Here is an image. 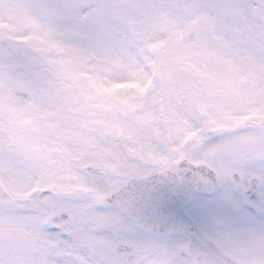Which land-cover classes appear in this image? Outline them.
I'll use <instances>...</instances> for the list:
<instances>
[{
  "label": "snow or ice",
  "instance_id": "snow-or-ice-1",
  "mask_svg": "<svg viewBox=\"0 0 264 264\" xmlns=\"http://www.w3.org/2000/svg\"><path fill=\"white\" fill-rule=\"evenodd\" d=\"M130 6L0 0V264H264V0Z\"/></svg>",
  "mask_w": 264,
  "mask_h": 264
},
{
  "label": "rangeland",
  "instance_id": "rangeland-1",
  "mask_svg": "<svg viewBox=\"0 0 264 264\" xmlns=\"http://www.w3.org/2000/svg\"><path fill=\"white\" fill-rule=\"evenodd\" d=\"M150 0H129L130 7L128 9L129 17L136 18H147L151 14V9L147 6ZM227 17H221L219 22H224ZM199 24L200 30H207V26L203 22H194ZM194 36L197 35L196 32L193 33Z\"/></svg>",
  "mask_w": 264,
  "mask_h": 264
}]
</instances>
